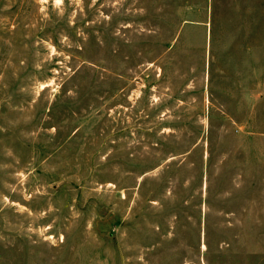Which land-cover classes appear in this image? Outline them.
<instances>
[{
    "label": "rangeland",
    "instance_id": "obj_1",
    "mask_svg": "<svg viewBox=\"0 0 264 264\" xmlns=\"http://www.w3.org/2000/svg\"><path fill=\"white\" fill-rule=\"evenodd\" d=\"M0 264H264V0H0Z\"/></svg>",
    "mask_w": 264,
    "mask_h": 264
}]
</instances>
